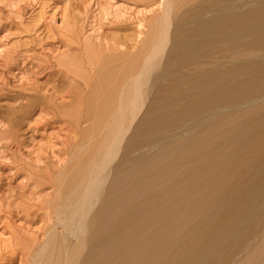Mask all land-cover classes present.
<instances>
[{
  "label": "bare ground",
  "instance_id": "1",
  "mask_svg": "<svg viewBox=\"0 0 264 264\" xmlns=\"http://www.w3.org/2000/svg\"><path fill=\"white\" fill-rule=\"evenodd\" d=\"M143 1L148 29L86 38L87 66L74 60L72 101L52 107L83 88L73 148L92 154L55 178L43 237L14 250L25 264H264V0ZM22 100L3 104L12 131Z\"/></svg>",
  "mask_w": 264,
  "mask_h": 264
},
{
  "label": "rangeland",
  "instance_id": "2",
  "mask_svg": "<svg viewBox=\"0 0 264 264\" xmlns=\"http://www.w3.org/2000/svg\"><path fill=\"white\" fill-rule=\"evenodd\" d=\"M152 9L143 0H0V264H25L14 250L15 240L43 237L50 223L45 212L56 199L57 177L62 181L64 174L65 181L92 154L90 142L82 150L75 145L78 152L73 148L78 134L71 121L84 111L83 88L77 89L71 106L52 107L53 102L72 101L74 60L76 66H87L90 58L84 51L86 38L101 43L122 31L135 33L141 21L146 30ZM170 46L171 41L166 50ZM17 99H27L30 107L12 131L3 104ZM142 117L143 111L124 138L105 175L106 187ZM71 151L74 155L69 156Z\"/></svg>",
  "mask_w": 264,
  "mask_h": 264
}]
</instances>
